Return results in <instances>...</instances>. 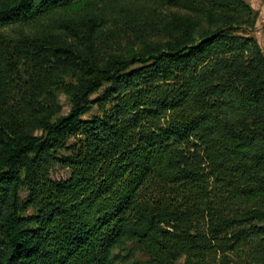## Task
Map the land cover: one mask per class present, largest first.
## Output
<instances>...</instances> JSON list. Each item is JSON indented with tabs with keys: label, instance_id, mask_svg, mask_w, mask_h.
<instances>
[{
	"label": "trees",
	"instance_id": "trees-1",
	"mask_svg": "<svg viewBox=\"0 0 264 264\" xmlns=\"http://www.w3.org/2000/svg\"><path fill=\"white\" fill-rule=\"evenodd\" d=\"M144 3L101 54L103 0H0V264H264L258 13Z\"/></svg>",
	"mask_w": 264,
	"mask_h": 264
},
{
	"label": "rangeland",
	"instance_id": "rangeland-1",
	"mask_svg": "<svg viewBox=\"0 0 264 264\" xmlns=\"http://www.w3.org/2000/svg\"><path fill=\"white\" fill-rule=\"evenodd\" d=\"M245 1L258 13L255 26L251 30V33L256 36L262 50L264 51V0ZM103 3L107 4V11L104 12L103 10H97V18L103 21V25L98 29L100 34L98 37V45L101 49V54H120L125 53L126 50L132 46L137 47V45L135 46L134 44L130 46V41L128 40V35L131 33V30L127 22L130 20L133 22L135 16H143L144 18L145 15H148V19L143 26L147 29L146 31H151L150 35L152 37L161 25V16H158L150 10H144V8L147 7L144 0H103ZM240 27L247 31L250 30V27L246 25ZM102 89H100L97 94H100ZM97 94L92 95L91 98H94ZM59 100L63 104L64 112H66L69 108L67 96L60 94ZM71 142H73V139ZM68 174V169L59 166V164H55L48 171V175L52 180L64 179ZM231 255L233 256L232 253ZM217 257H219V253L217 254ZM124 264H152V262L145 252L136 251Z\"/></svg>",
	"mask_w": 264,
	"mask_h": 264
}]
</instances>
